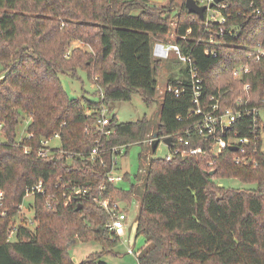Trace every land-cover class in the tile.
<instances>
[{"label":"trees","instance_id":"obj_1","mask_svg":"<svg viewBox=\"0 0 264 264\" xmlns=\"http://www.w3.org/2000/svg\"><path fill=\"white\" fill-rule=\"evenodd\" d=\"M174 3L161 8L149 0H0V211L6 213L0 214V264H74L70 247L78 240L102 246L80 264H108L103 257L119 235L106 227L110 214L94 198L131 205L136 192L135 186L124 189L106 181L110 149L128 150L151 132L175 137L189 124L178 120L192 108L186 66L184 78L167 83L184 86L185 92L164 93L156 124L147 117L122 122L112 115L107 128H114L113 134L96 128L103 104L131 100L136 92L149 106L157 101L163 60L154 56L155 37L172 33L182 53L195 60L205 98L220 93L222 105H230L250 84L249 106L264 103V57L242 79L232 75L249 51L264 47V0L215 4L213 10L226 18L224 36L219 35V22L208 20L206 12L202 21L188 11L186 0L179 11ZM174 14L179 19L173 29ZM208 48L217 55L207 54ZM81 72L97 86L96 100L84 94L71 97L65 90L61 76L81 79ZM99 88L105 92L103 101ZM260 125L264 129L263 120ZM248 129L247 118L232 127L242 135ZM56 133L59 146L50 157H40L41 140ZM258 134L255 164L234 163L229 148L220 155L149 160L136 225V237H145L136 253L138 264H264V138ZM98 141L104 163L90 157ZM192 144L212 142L196 138ZM216 177L256 187L220 186ZM39 181L45 193L35 194L29 205L36 224L32 229L23 216L11 240L10 223L21 213L28 189ZM73 186L86 188L90 196L70 201L66 194Z\"/></svg>","mask_w":264,"mask_h":264},{"label":"built area","instance_id":"obj_2","mask_svg":"<svg viewBox=\"0 0 264 264\" xmlns=\"http://www.w3.org/2000/svg\"><path fill=\"white\" fill-rule=\"evenodd\" d=\"M200 5H207L208 9L206 11V18L210 21L219 22V35L224 36L226 30L223 25L226 23V18L218 11L213 10V7L210 5L214 0H198ZM217 4H220L217 3ZM212 10L214 13L209 14V11ZM260 9L256 10L257 14H260ZM229 34H232V30L228 31ZM210 43L213 44L215 41L211 38ZM175 53L178 57L185 63L189 68V77L192 82V108L188 111L186 117L179 115L178 120L189 122L188 128L174 136L168 135L164 137H157L159 143L165 141L167 138H171V143H166L168 147V153L163 157L166 160L170 161L176 157H189L192 155H201L206 152L211 154L220 155L223 150L229 148L233 152L232 160L236 164H250L256 163L254 155L258 153V140L260 135L263 137L264 129L260 125V121H264L263 111L264 103L262 106H249L248 102L250 99L251 85L245 84L241 93L232 101L230 105H222V96L220 93L212 94L204 97V85L203 78L199 74V70L195 60L189 56L184 55L180 47L175 43L169 42H156L153 48L154 56L157 58H168L171 53ZM207 54L217 55L215 49L208 48L206 50ZM264 57V47L258 45L249 51L247 55V60L237 64L232 71L234 79L240 80L246 74L251 72V64L253 62H260ZM186 88L180 85H167L164 93L166 91L174 93L177 96H180L184 93ZM99 96L103 101L105 98V92L102 88H99ZM205 98V99H204ZM109 106L103 104L101 107V118L96 123V128L101 131L103 135L109 136L115 132L114 128L111 127V120L109 114ZM247 118L250 121V129H248L249 134L242 135L239 131L232 130V127L238 122V120ZM249 127V125H248ZM196 138H204L206 140H211L212 144L210 145H196L193 146ZM54 139H60L58 133H56L50 139H42L41 145L37 149V153L42 158H48L53 154L52 141ZM156 139L155 133L151 132L143 140L141 145H146L149 148L150 152L156 153L159 143L155 151H153V143ZM231 146H235L236 150H232ZM58 147V146H56ZM127 147L126 146H117L112 147V167L111 170L106 174V181L110 184L117 185L120 181L123 180V175L115 174V171L118 166V156L125 154ZM102 145L100 141L92 149L90 157L92 160H97L100 158V162L104 163L102 157ZM149 163V162H148ZM148 165V164H147ZM143 183V182H142ZM64 187H67L68 184H64ZM104 187V186H103ZM69 188V187H68ZM37 193H45L43 187V181H39L31 189H28L26 198L29 196L34 197ZM70 201H78L81 198L89 197V191L86 188L73 186L69 188V192L66 194ZM4 193L0 191V208L3 205ZM94 200L103 207L109 214V220L106 223V227L112 233L120 235L128 223V211L120 207L121 200L115 201L113 203L108 199L97 198ZM141 201V198H140ZM24 203L19 205L21 210L24 209ZM68 204V203H67ZM48 206L52 208L51 202H48ZM2 216L6 215L5 212H1ZM30 224L33 223V220L29 218ZM18 230V225L14 226L12 229L13 233H16ZM128 253L136 255L137 251L133 246L128 247ZM138 262V261H137Z\"/></svg>","mask_w":264,"mask_h":264},{"label":"rangeland","instance_id":"obj_3","mask_svg":"<svg viewBox=\"0 0 264 264\" xmlns=\"http://www.w3.org/2000/svg\"><path fill=\"white\" fill-rule=\"evenodd\" d=\"M155 3L159 7H166L170 5V0H149ZM184 0H175L177 10L179 11L180 5ZM214 13L212 10L209 14ZM176 14L171 17L172 28L174 29L178 21ZM157 42H174V35L169 33L167 35H162L155 37ZM73 45L84 46L80 42H75ZM161 70L157 77L158 80V95L157 101L149 106L145 103L140 93H134L131 100L128 101H116L113 102L110 109V116L116 115L119 121L130 122L147 117L148 119H153V123L156 124L159 120V108L160 102L164 95V90L167 86L168 80L171 78H184L185 77V63L176 55L171 53L170 57L162 59ZM81 79H75L68 75H62V84L71 97L81 96L82 94L88 96L89 98L96 100L97 97L93 95L97 86L88 79L87 75L83 72L80 74ZM264 116V111H263ZM26 121L21 123L19 126V137L22 138L25 133ZM153 127V124L151 125ZM264 138V135H263ZM3 139V137L1 138ZM52 146H59V140L54 139L52 141ZM127 152V153H126ZM168 153V147L164 141L159 143L156 153L150 152L146 145L136 144L132 145L128 150L126 149L125 154L118 156V166L115 171L117 175H123L128 173L129 177L127 179L123 178L117 186L124 189H130L131 186H135L136 192L133 197L131 205L124 202L120 203V207L128 211V223L123 232L119 235L117 243L112 247V251L105 254L103 259L108 264H138L137 257L134 254L128 253V247L133 246L135 251H138L145 243V237L139 235L136 237V225L137 217L140 207V198L142 196L144 185L143 179L146 173L147 164L149 160L153 157H164ZM139 175V176H137ZM215 182L220 186L234 187L240 189L253 188L256 187L255 184L243 183L237 178L232 177H216ZM33 203V197L29 196L25 198L24 209L18 216L14 217L9 226V236L11 240H15V233L12 232L14 226L21 223L23 216L28 220L24 219V222L33 229L35 224H30L34 215V211L31 208ZM33 220V219H32ZM29 222V223H28ZM102 246L96 242H82L78 240L70 247L71 259L74 264H80L83 260L89 258L94 253L101 252Z\"/></svg>","mask_w":264,"mask_h":264},{"label":"water","instance_id":"obj_4","mask_svg":"<svg viewBox=\"0 0 264 264\" xmlns=\"http://www.w3.org/2000/svg\"><path fill=\"white\" fill-rule=\"evenodd\" d=\"M221 0H214V2L210 5V7H213L215 4L219 3ZM186 7L188 9V11L190 13H195L197 14L202 21L205 20V12L207 11L208 9V6L207 5H200L197 0H186ZM155 137L156 139L154 140V143H153V151H155V149L157 148V145L159 143V139L157 138V134H155ZM171 138H167L165 139L166 143H171ZM231 149L232 150H236V147L235 146H231ZM213 174V171L212 173ZM82 204L79 205V207L77 208L78 210L82 208Z\"/></svg>","mask_w":264,"mask_h":264}]
</instances>
